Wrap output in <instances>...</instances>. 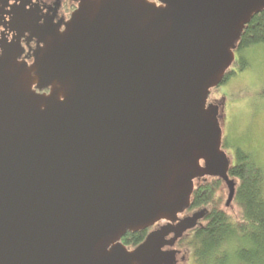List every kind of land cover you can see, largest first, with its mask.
I'll return each mask as SVG.
<instances>
[{"label":"water","instance_id":"obj_1","mask_svg":"<svg viewBox=\"0 0 264 264\" xmlns=\"http://www.w3.org/2000/svg\"><path fill=\"white\" fill-rule=\"evenodd\" d=\"M81 0L46 48L49 92L0 60V264H175L173 239L127 231L176 218L200 174L234 197L207 106L264 0ZM201 160L205 165H201Z\"/></svg>","mask_w":264,"mask_h":264},{"label":"trees","instance_id":"obj_2","mask_svg":"<svg viewBox=\"0 0 264 264\" xmlns=\"http://www.w3.org/2000/svg\"><path fill=\"white\" fill-rule=\"evenodd\" d=\"M260 43H264V7L253 14L242 30L235 48L238 57H235L234 65L226 70L222 82L249 65L248 54L244 51ZM224 146L228 145L224 142ZM234 156L235 162L228 172L235 179L232 201L239 208L236 218L222 207L225 196L222 177L209 175L192 191L186 211L202 207L206 211L202 224L182 239L183 245L190 248L195 264H264L263 168L253 153L241 146L234 148ZM145 234L146 230H129L121 241L133 248L144 239Z\"/></svg>","mask_w":264,"mask_h":264},{"label":"flooded vegetation","instance_id":"obj_3","mask_svg":"<svg viewBox=\"0 0 264 264\" xmlns=\"http://www.w3.org/2000/svg\"><path fill=\"white\" fill-rule=\"evenodd\" d=\"M150 1L160 2L159 0ZM80 2L81 0H0V60H15L23 63L32 72L33 87L37 91H50L53 82H49L50 78L47 70L46 48L48 42L65 30L72 16L76 13ZM237 57L238 53L236 52ZM222 99L209 95L207 100V106L219 110L218 119L220 123L223 108ZM222 149H225L223 147V137ZM233 162L235 161H231V164ZM201 165H205L204 160H201ZM208 176L207 173L196 176L194 184L197 185ZM229 177L232 178L230 174ZM190 211L184 209L178 213L176 218L161 219L147 228L136 230H146V234L144 239L133 248L142 243L152 230L166 229L165 239H173L175 236L174 229L177 227L179 220L189 216L185 212L189 213ZM201 219H198L195 226L183 230L182 234L173 243L163 244V250H173L175 252V264H195L190 248L183 245L182 239L192 233L196 226L202 224ZM183 247L189 249L188 263L186 257L182 254ZM135 262L136 264H142V258L139 257Z\"/></svg>","mask_w":264,"mask_h":264},{"label":"rangeland","instance_id":"obj_4","mask_svg":"<svg viewBox=\"0 0 264 264\" xmlns=\"http://www.w3.org/2000/svg\"><path fill=\"white\" fill-rule=\"evenodd\" d=\"M244 53L248 54L246 59L249 65L243 70H238L226 82L217 85L211 90L210 95L223 98L221 118L223 146L224 142L228 145L224 146V150L231 161H235L234 148L241 146L253 153L264 173V43L252 45L245 49ZM237 66L238 63L235 64V67ZM222 189L225 194L222 207L236 218L239 208L233 199L227 203L229 189L225 181ZM201 210H204L205 215L204 207L185 213L192 215ZM188 250L187 247H183L182 250L187 263Z\"/></svg>","mask_w":264,"mask_h":264}]
</instances>
